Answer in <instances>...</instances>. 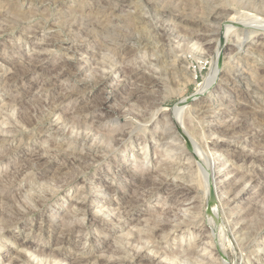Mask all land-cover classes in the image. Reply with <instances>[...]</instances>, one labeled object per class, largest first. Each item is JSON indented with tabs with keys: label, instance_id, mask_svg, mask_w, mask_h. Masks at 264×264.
I'll use <instances>...</instances> for the list:
<instances>
[{
	"label": "rangeland",
	"instance_id": "1",
	"mask_svg": "<svg viewBox=\"0 0 264 264\" xmlns=\"http://www.w3.org/2000/svg\"><path fill=\"white\" fill-rule=\"evenodd\" d=\"M162 9L168 10L163 16L160 14ZM141 11L142 14L147 13L144 15V20L135 18L136 13ZM215 11H221L218 17L213 14ZM182 15L196 17L197 20L201 19L200 21H209L218 32L215 33V37L205 36L206 42L201 44V49L197 50L196 46L190 50V45L188 43L186 45L185 36L186 32L192 30L187 29L184 24L177 23L178 16L182 17ZM162 19L168 20V24L173 29L174 36L171 37L170 43L162 40L164 30L157 24ZM233 23H239L237 26L239 28L243 25L242 28L247 29L248 32L257 33L243 35L246 36L244 37L246 40L244 39L240 49H237L234 42L242 38L241 35L238 36L237 27L234 28L237 30L233 35L231 32L234 30L226 34V36L231 35L230 40H224L225 28L231 27ZM153 27L155 30L151 31ZM183 28L186 30L183 31ZM176 35H181L179 38L181 40L175 39ZM60 39L66 40L64 43L67 46H73L72 49L69 47L70 51H66L64 56L52 47H45L43 42V40L54 42ZM178 41L180 47L175 45ZM262 46H264V0H0V80L12 72L18 75V78L7 84L0 81L2 83L0 84V117L3 120H0V186L9 189L0 200V208L19 207L26 202L34 210L33 215L29 214L21 219L5 235L0 236V264L2 261L5 264L9 258L11 264L36 263L37 259H34V256L31 257L27 251H20L25 247L28 251L32 248L33 251L42 248L46 258H50L54 253L63 259L70 258L71 264L78 262L76 260L78 256L94 257L86 264H96L94 263L96 257L125 259L126 264H149L148 261L139 263L137 259H130L134 248L141 249L151 256L156 254L152 264H177L180 261L178 259H182L183 256L185 258L187 256L188 260L192 257L194 264H264V183L255 188H252L251 184L247 185L240 194L241 201L233 205L225 207V201L232 198L240 187L237 190L234 188V192L232 191L229 196L223 197L217 208L221 216L220 226H224L218 227L219 224L211 222L209 217V202L205 193L207 178L203 170L205 163L201 161L203 159L205 162L203 157H206L207 163V148H209L219 152L222 155L220 159L229 156L235 168L246 172L256 180L264 181V163L254 157L255 155L264 157V141L256 137L264 133V56L261 52H257L258 47ZM220 54L222 58L217 65L215 82L202 92V87L208 84L216 57ZM151 58L156 60L158 70L154 72V77L158 78L160 83L155 88L144 89L139 86L141 90L137 88L141 93L147 90L146 92L151 96L154 94L159 98V102L157 106L147 111L145 118L141 120L138 113L141 110L142 98L129 97L131 88L125 83L122 73L135 69L143 63V67L149 68L146 72L151 73L153 71L149 65ZM61 60L70 63L73 72H76L75 68L81 67L80 72L74 73L72 79L58 78L56 73ZM99 61L105 63L101 62L102 66H100ZM160 70L165 72L160 73ZM103 73L108 77L102 81ZM191 77L194 79L190 81ZM183 102L186 106L181 111H184L180 113L181 116L179 114L175 118L174 115H170L176 130V138L186 144L178 129L179 124L181 128L189 129L192 138L199 137L201 131L209 135L201 142L202 145L206 144V148L205 146L202 148L197 146L182 128L195 149L192 150V158L181 159V164L178 163V166L180 164L187 167L181 172L185 177L183 176L180 181L184 185H189L190 182L195 184L198 193L194 201L190 200L191 196L183 201L179 197L169 195L167 191L156 192L150 197L147 189H137L138 191L133 194L137 204L128 208L130 221L123 224V220L116 217V211L121 209L122 202L131 197L128 189L136 177L135 171L152 173L154 165L163 160L152 153L157 149L158 141L156 138H150V132L154 130L153 126L156 122L171 114L174 106ZM230 104L241 114L248 113L244 123H239L238 111L235 110L234 113ZM190 109L197 112L196 115L192 114ZM112 112H115L113 117L116 120H104L105 115ZM223 112H225L223 118L226 119L221 116ZM24 116L32 119L29 127L22 119ZM232 121L238 123V130L232 136L219 138L217 129L223 127L222 124L226 125ZM56 123L58 127H63V134L62 131L58 133L55 130ZM15 125L22 130L14 140L9 139L11 135L9 133ZM123 125L125 126L122 127ZM192 125L195 128L190 127ZM121 127L130 136L121 140L118 145L107 146L105 138L102 137L110 130ZM85 133L100 135L102 139L96 142L98 150L88 155L90 161L79 160L78 163L68 167L66 172L76 176V181L61 187V184L50 175L65 162L73 160V157L79 159L80 155H86L85 143L81 140L75 142L76 135ZM196 138L194 140H199ZM251 139L254 141L252 147L248 142ZM243 141L248 145L245 151L251 148L252 150L247 152L252 154L241 153L242 149L238 148L235 152L232 150L233 145ZM50 143L59 145L57 150L60 152L54 153L53 148H49ZM143 146L145 147L142 148ZM34 152L43 156L47 153L44 157L51 159L36 167L23 164L25 156ZM203 152H206V155L202 157L200 155H203ZM164 160H168L167 162L172 165L177 163L175 158ZM20 165L23 169L14 176V168H19ZM130 169L135 170L134 173H131ZM96 184L97 187L100 186V191H96ZM103 185L105 187H102ZM85 195L87 198L98 197L101 202L96 200L95 203H88L86 217L84 212L78 215L74 213V221L82 223L75 224L80 226L84 233L74 232L65 238L56 230V226L60 224L58 217L73 214L72 211L75 212V209L71 206L72 202L75 200L80 202L86 197ZM34 198L44 200L43 205L35 207L32 202ZM158 207L177 208L178 217H181L177 220L181 230L179 229L176 234L161 235V245L154 249L150 246L151 242L156 240L149 234L154 226L150 220L148 221L150 216L140 217V213L145 210H148V214L156 212ZM55 210L57 215L50 222V211ZM138 216L139 221H137ZM136 228L142 232V241L133 240L132 235L129 234L130 231L135 232ZM200 231L203 237H207L204 241L210 248L203 253L201 251L203 248L198 245L197 240L200 234L196 235ZM88 232L92 236L84 238ZM144 242H149V246L142 248ZM218 242L221 245H218ZM213 248L218 249L217 255L212 254ZM223 253H226L227 257H224ZM175 258L178 259L173 262ZM206 258H209L210 262ZM202 259L206 260V263L202 262Z\"/></svg>",
	"mask_w": 264,
	"mask_h": 264
},
{
	"label": "bare ground",
	"instance_id": "2",
	"mask_svg": "<svg viewBox=\"0 0 264 264\" xmlns=\"http://www.w3.org/2000/svg\"><path fill=\"white\" fill-rule=\"evenodd\" d=\"M49 1V0H48ZM54 1V0H53ZM56 1V0H55ZM106 1V0H105ZM9 2V1H8ZM43 2V1H42ZM55 3V2H54ZM115 3V2H114ZM190 4V3H189ZM188 4V5H189ZM183 5V4H182ZM192 5V4H191ZM110 6V5H109ZM144 6V5H143ZM106 7V6H105ZM183 7V6H182ZM197 7V6H196ZM199 7V6H198ZM147 8V7H146ZM191 8H192V6H191ZM204 8V7H203ZM112 9V8H111ZM188 9V8H187ZM195 9V8H194ZM146 10V9H145ZM176 10V9H175ZM100 11V10H99ZM143 11V10H142ZM142 11L141 12H137L136 13V15H135V18H138L139 20H144V15H146V14H142ZM168 11V10H167ZM167 11L164 9H162L161 10V12H160V14L163 16L164 14H166L167 13ZM105 12V11H104ZM107 13V12H106ZM221 13V11H215L213 14L215 15V17L217 16H219V14ZM98 14V13H97ZM102 14V13H101ZM108 14V13H107ZM106 14V15H107ZM82 15V14H81ZM99 15H100V13H99ZM169 15V14H168ZM177 15V14H176ZM185 15V14H184ZM184 15H182V17H180V16H178V22L177 23H181V24H184L185 26H186V28L187 29H191L192 31L191 32H186L187 34H186V36H185V38H186V40H187V42H186V40L184 41V42H186V45H187V43H188V45H190L189 47H190V50L191 49H193V48H196V46H197V50H198V48H200L201 49V44L202 43H204V42H206V40H205V36H214L215 35V33H217L216 32V29H215V27L213 26V24L212 23H210L209 21L208 22H205V21H200V20H197L196 19V17L195 18H192V17H186V16H184ZM187 15V14H186ZM110 16V15H109ZM161 16V17H162ZM190 16V15H189ZM78 17V16H77ZM171 17V16H170ZM198 17V16H197ZM82 18V17H81ZM101 18H102V16H101ZM153 18V17H152ZM79 19V18H78ZM106 19V18H105ZM85 20V19H84ZM107 20V19H106ZM105 20V21H106ZM156 20V19H155ZM203 20V19H202ZM20 21V20H19ZM100 21V20H99ZM180 21V22H179ZM231 21H233V20H231ZM238 22H239V20H237ZM236 21V22H237ZM81 22V21H80ZM213 22V21H212ZM169 23V21L168 20H161V21H159L157 24L158 25H160V26H162L163 27V33H164V35H163V38L164 39H162V40H165V41H167L168 43H170V42H172L171 41V37H173L174 35H173V29L170 27V25L168 24ZM76 24V23H75ZM79 24V23H78ZM83 24V23H82ZM97 24V23H96ZM111 24V23H110ZM175 24V23H174ZM234 24V23H233ZM237 24V25H236ZM236 24H234V25H231V27H229V28H225V36H224V40H227V39H229L230 40V36H226V34L227 33H229V31L230 30H234V31H232L231 32V34L233 35V33H235V31L237 30H235L234 28H236L237 26H238V24L239 23H236ZM247 24V23H246ZM111 25H113V24H111ZM245 25V24H244ZM14 26V25H13ZM103 26V25H102ZM115 26V25H114ZM159 27V26H158ZM242 27H243V25H242ZM242 27H237L238 28V31H239V34H238V36L239 35H241L240 37H242V38H239V39H237L236 41H234L235 42V46H237V49H240L241 48V46H242V44H243V41H244V37H246V36H244L243 37V35H247V34H252V33H256V32H254V31H251V32H248L247 31V29H244V28H242ZM104 28V27H103ZM106 28V27H105ZM185 28V27H184ZM183 28V31L184 30H186V29H184ZM224 29V28H223ZM79 30V29H78ZM109 30H111V29H109ZM151 31H153V30H155V28L153 27L152 29H150ZM149 30V31H150ZM253 30V29H252ZM35 31V30H34ZM114 31V30H113ZM182 31V30H181ZM42 32V31H41ZM112 32V31H111ZM194 32H196V33H194ZM221 32V31H220ZM219 32V33H220ZM246 32H248V33H246ZM105 33V32H104ZM109 32H107V34H108ZM148 33V32H147ZM157 33V32H156ZM224 33V32H223ZM261 33V32H260ZM121 34V33H120ZM123 34V33H122ZM151 34V33H150ZM161 34V33H160ZM159 34V35H160ZM257 34V33H256ZM259 34V33H258ZM125 35V34H124ZM152 35V34H151ZM184 35H185V33H184ZM83 36V35H82ZM221 36V35H220ZM237 36V37H238ZM121 37V36H120ZM181 37V35L179 36V35H176V37H175V39H179ZM215 37V36H214ZM55 38V37H54ZM223 38V37H222ZM156 39V38H155ZM184 39V38H183ZM253 39V38H252ZM87 40V39H86ZM122 40V39H121ZM158 40H160V39H158ZM179 40H181V39H179ZM246 40V39H245ZM66 40H55L54 42H48V41H46V40H43V42H44V45H45V47L47 46V47H52V49L53 50H56L57 52H59L60 54H64L66 51H68L69 50V47H71L70 45L69 46H67L64 42H65ZM40 42H42V41H40ZM112 42V41H111ZM166 42V43H167ZM101 43V42H100ZM114 43V42H113ZM179 43V41L177 42V44L175 43V45H180V44H178ZM223 43V42H222ZM163 44V43H162ZM66 45V46H65ZM222 45V44H221ZM118 46V45H117ZM183 46V45H182ZM260 46V45H259ZM175 47V46H174ZM178 47H180V46H178ZM177 47V48H178ZM189 47H188V50H189ZM208 47H210V46H208ZM73 48V46L71 47V49ZM78 48V47H77ZM77 48H75V49H77ZM183 48H184V46H183ZM182 49V48H181ZM180 49V50H181ZM195 49V50H196ZM253 49V48H252ZM47 50V49H46ZM74 50V49H73ZM80 50V49H79ZM184 50V49H183ZM182 50V51H183ZM204 50V49H203ZM256 50V49H255ZM70 51V50H69ZM100 51V50H99ZM257 51V50H256ZM76 52V51H75ZM75 52H73L74 54H75ZM180 53H181V51H179ZM219 52V51H218ZM257 52H261L262 54H263V56H264V46H262L261 48H259L258 47V51ZM174 53V52H173ZM172 55H174V54H172ZM61 56V55H60ZM64 56V55H63ZM72 56H73V54H72ZM100 56H101V54H100ZM100 56H99V58H100ZM144 56V55H143ZM225 56V55H224ZM223 56V57H224ZM103 57V56H102ZM152 57V56H151ZM107 59H108V57H106ZM153 58V57H152ZM149 59V61H150V63H149V65H150V68H151V73L150 72H146V71H149V68L148 69H146L145 67H143L144 65V63L143 64H139V66L138 67H136L135 69H132V70H130V71H127V72H125L124 74L122 73V77L124 78V81H125V83H128V85L130 86V88H131V94H130V96L129 97H140V98H142L141 99V110H140V112L138 113V115L140 116V119L142 120V119H144L145 118V115H146V113H147V111H149L151 108L153 109V107H155V106H157L156 104L159 102V98L157 97V96H155L154 94H152V96L150 95V93H148V92H143V93H141V91L139 92L138 91V88L140 87H142V88H155L157 85H158V83H160L159 82V80H158V78H156V77H154L155 75H154V72L156 71V70H158V68L156 69V64H155V62H156V60H153V59ZM222 57H221V54L219 55V56H217L216 57V60H215V64H214V67L212 68V71H211V78L209 77V80H208V84H207V86H205V87H202V92L203 91H205L206 89H208L210 86H212L213 84H214V82H215V79H216V72H217V68H218V64H219V60L221 59ZM98 59V58H97ZM106 59V60H107ZM63 60V59H62ZM61 60V64L59 65V69H58V72L56 73V75H57V77L58 78H68V79H70L71 77H73V75H74V73H76V72H80V69H81V67L79 68H75V70H76V72H73L72 70H71V68L73 69V67L71 66V64L69 65L68 63H67V58H66V60L65 61H62ZM98 60H100V59H98ZM103 60V59H102ZM105 60V59H104ZM105 60V61H106ZM69 61V60H68ZM110 61V60H109ZM30 62V61H29ZM100 62V61H99ZM99 62H97V63H99ZM102 62V61H101ZM100 62V63H101ZM221 62V61H220ZM103 63V62H102ZM102 63H101V65L100 66H102ZM105 63V62H104ZM103 63V64H104ZM110 63V62H109ZM111 64H112V61H111ZM98 65V64H97ZM113 66V65H112ZM134 66H135V64H134ZM160 66V65H159ZM18 67V66H17ZM103 67H105L104 65H103ZM108 67V66H107ZM24 68V67H23ZM30 68V67H29ZM110 68V67H109ZM9 69V68H8ZM74 70V71H75ZM125 70V69H124ZM123 70V71H124ZM97 71H99V70H97ZM26 72V71H25ZM51 72V71H50ZM160 73L162 72V73H164L165 71H163V70H160L159 71ZM23 73V72H22ZM21 74V73H20ZM52 74V73H51ZM23 75V74H22ZM162 75V74H161ZM213 75V76H212ZM108 77V75L106 74V73H103L102 74V81L103 80H105L106 78ZM16 78H18V75H17V73H15V72H12V73H10L9 75H6V76H4V78L3 79H1L2 80V82L3 83H9L10 81H13V80H15ZM57 79V78H56ZM72 79V78H71ZM194 79V77H191V79H190V81L191 80H193ZM0 80V81H1ZM165 80V79H164ZM41 82V81H40ZM0 84H2V83H0ZM133 86L134 87H136L135 89L133 88ZM139 86V87H138ZM18 87V86H17ZM138 87V88H137ZM167 87V86H166ZM139 88V90H141ZM159 91V90H158ZM29 92V91H28ZM64 92V91H63ZM70 92V91H69ZM130 93V92H129ZM154 95V96H153ZM55 97V96H54ZM134 99V98H133ZM24 100V99H23ZM25 101V100H24ZM52 101V100H51ZM21 103V102H20ZM189 103V102H188ZM186 106V103L185 102H183V103H179V104H177V105H175L174 106V108L171 110V114H167L166 116H165V118L164 119H161L159 122H156L155 124H154V126H153V131H151L150 132V138H156V141H158V147H157V149H155V151H153L152 153H154V156L155 157H161L163 160H160V161H158L155 165H154V168H152V173L150 172L149 174H147V173H144V172H141V171H135V170H133V169H130V172L131 173H134V171L136 172V174H135V178H134V181H133V183H132V185H130L129 186V189H128V191L130 192V195H131V197H129V199H127V200H125L124 202H122V204H121V209L120 210H112L113 212H117L116 213V217L119 219V220H123V224H125L126 222H128V221H130L129 219H130V214H129V211H128V208L130 209V207H133L135 204H137L136 203V199H135V197H134V195L133 194H135V192H136V190L137 189H141V188H143V189H147V191H148V196H152V195H154L156 192H159V191H167L168 192V194L169 195H172V196H176L177 198L179 197V198H181V199H183V201L184 200H187V198L189 197V196H191V198H190V200L192 199L193 201H194V197H195V195H197V193H198V189H197V187H195L196 185L195 184H193V183H189V185H184L181 181H180V179H183V176L185 177V175L184 174H181V172L183 171H185L186 170V168L187 167H185V166H180V162H181V159H186V160H188V159H190V158H192V150H193V148L195 149V146H192V144H191V142H190V140L187 138L188 136L189 137H191V140L194 142H196V145L197 146H200V147H202L203 148V146H205V145H202L203 143H201V142H203L205 139H207L208 137H209V135H207L204 131H199L200 132V135H199V137H197V138H199V140H194V138H196V137H194L193 136V138H192V136L191 135H189V129H187V128H184V127H182V128H184L185 130H186V132H187V135L188 136H186V134L182 131V128L180 127V124L178 125V129L180 130V132H181V134H182V136H183V140L185 141V143L186 144H183V142L181 141V139H179V138H176V136H175V134H176V130H175V127H174V125H173V123H172V120H171V116L172 115H174L175 116V118L180 114V113H183V112H181L183 109H184V107ZM227 106V105H226ZM79 107V106H78ZM225 107V106H224ZM229 107V106H228ZM228 107H226V109L228 108ZM230 107H233V105H231L230 104ZM155 109V108H154ZM230 109V108H229ZM3 110V109H2ZM40 110V109H39ZM185 110H187L186 108H185ZM191 110V109H190ZM189 110V111H190ZM223 110V109H222ZM222 110H220V111H222ZM233 112L235 113V110H237V109H234V107H233ZM5 111V110H4ZM13 111V110H12ZM25 111V110H24ZM188 111V112H189ZM229 111V110H228ZM238 111V110H237ZM241 111V110H240ZM34 112V111H33ZM79 112V111H78ZM190 112H192V114L193 113H195V115H196V113L197 112H194L193 110H191ZM232 112V111H231ZM242 112H244V111H242ZM1 113V112H0ZM77 113V112H76ZM28 114V113H27ZM32 114H34V113H32ZM225 114V112H223L222 114H221V116H222V118H223V115ZM228 114V113H227ZM232 114V113H231ZM238 115L237 116H239L240 118H239V123H244L245 121H246V119H247V114L246 113H243V114H241L239 111H238V113H237ZM28 115H30V114H28ZM115 115V112H112V113H110V114H107V115H105V119L104 118H102V119H104V120H114L115 118L113 117ZM171 115V116H170ZM183 115V114H182ZM251 115V114H250ZM1 116V115H0ZM3 116V115H2ZM31 116V115H30ZM34 116V115H33ZM180 116H181V114H180ZM236 116V115H235ZM35 117V116H34ZM116 117V116H115ZM225 117V116H224ZM1 118V117H0ZM186 118V117H185ZM218 118H219V116H218ZM23 121L25 122V125L27 126V127H29V125H31V123H32V119H31V117H29V116H24L23 118ZM97 119V118H96ZM178 119H180V118H178ZM178 119H175L177 122L179 121ZM199 119V118H198ZM223 119H226V118H223ZM227 119H228V116H227ZM235 119H237V118H235ZM0 120H2V118L0 119ZM5 120V119H4ZM33 120H35V119H33ZM116 120V119H115ZM181 120V119H180ZM184 120V119H183ZM187 120V119H186ZM185 120V121H186ZM189 120V119H188ZM191 120V119H190ZM189 120V121H190ZM3 121V120H2ZM15 121V120H14ZM36 121V120H35ZM201 121V119L199 120V122ZM223 122H224V120H222ZM228 121V120H227ZM34 122V121H33ZM181 122H182V120H181ZM184 122V121H183ZM199 122H197V123H199ZM226 122V121H225ZM184 123H188V122H184ZM7 124V123H6ZM35 124V123H34ZM178 124V123H177ZM183 124V123H182ZM181 124V125H182ZM189 124H190V122H189ZM188 124V125H189ZM193 124V123H192ZM200 124H201V122H200ZM119 125V124H118ZM185 126H186V124H184ZM183 125V126H184ZM240 125V124H239ZM125 125H123L122 127H124ZM197 126H199V125H197ZM217 126V125H216ZM222 126L223 127H219L218 129H217V135L219 136V138L220 137H222L221 139H223V137L224 138H226V137H228V136H232V134H234V132L236 131V130H238L237 129V126H238V123L237 122H230V123H226V125H223L222 124ZM4 127V126H3ZM122 127L121 128H119V129H117V130H113V131H109V132H107V134L106 135H104L102 138H105L104 140H106V145L107 146H115V145H118V143L121 141V140H124L126 137H128V136H130V134L129 133H127V131H125V130H123L122 129ZM187 127H189V126H187ZM190 127H193V128H195L193 125L192 126H190ZM189 127V128H190ZM25 128V127H24ZM54 128V127H53ZM63 127L62 126H59L58 127V123H56V126H55V130L58 132V131H62V133L61 134H63V129H62ZM241 128V127H240ZM140 129H141V127H140ZM191 129V128H190ZM264 129V128H263ZM22 130V129H21ZM19 128H17V126L15 125V126H12V130L10 131V133L9 134H11L10 136H9V139H13L14 140V138L18 135V133L21 131ZM86 130V129H85ZM85 130H83V133H84V131ZM194 130V129H193ZM193 130H192V132H193ZM56 131H55V133H56ZM4 132V131H3ZM6 132V131H5ZM174 132V133H173ZM212 132V131H211ZM59 133V132H58ZM80 133V132H79ZM191 133V132H190ZM5 134V133H4ZM8 134V135H9ZM192 134V133H191ZM213 134V133H212ZM215 134V133H214ZM260 134V133H259ZM8 135H7V137H8ZM177 135V134H176ZM196 135V134H195ZM258 135V134H257ZM217 136V137H218ZM179 137V136H178ZM257 137V139L259 140H263L264 141V133L263 134H261L259 137L258 136H256ZM101 137H100V135L99 134H97V133H95V134H89V133H85V134H78V135H76L75 136V142H77V140H81L82 142H84L85 143V146H84V148H85V150H84V152L86 153V155H80L81 156V158H79V159H75V157H73L72 159L73 160H71V161H68V162H65L64 164H63V166H59L58 168H57V170L56 171H54V173H51L52 175H50V176H53L52 178H54V179H56V181L58 182V183H60L61 185V187L63 186H67V185H70V184H72V183H75V181H76V176H74V175H70L69 173H67L66 172V169L68 168V167H70V166H73L74 164H76V163H78L79 162V160L81 161V160H88V161H90L91 159L89 158V154H91V153H94L95 152V150H98L97 148H98V146L96 145V142H97V140L98 139H102ZM182 138V137H181ZM196 138V139H197ZM241 138V137H240ZM228 139V138H227ZM226 139V140H227ZM229 140V139H228ZM169 141V142H168ZM90 142V145H88V143ZM248 142H250V147H252L253 146V144H254V141H253V139H251L250 141H248ZM249 144V143H248ZM252 144V145H251ZM105 145V146H106ZM147 145V144H146ZM145 145V146H146ZM149 145V144H148ZM155 145V144H154ZM157 145V144H156ZM188 145V146H187ZM235 145H237L236 147H235ZM235 145H233V147H232V145H230V147H232V150L235 152V149H242V150H240L241 151V153H246V154H252V153H249L252 149L251 148H249L248 150H246L245 151V149L246 148H248V145L246 144V141H243L242 143L240 142V143H237V144H235ZM257 145V144H256ZM258 145H260V144H258ZM49 148H53V150H54V153H59L60 151H58L57 149L60 147L59 145H57V144H52V143H50L49 144ZM106 146V147H107ZM145 146H143L142 148H144ZM240 146H242V148L240 147ZM164 147H165V150H164ZM48 148V149H49ZM204 148H206V146L204 147ZM42 149H44V148H42ZM201 149V148H200ZM199 149V151H201ZM208 149V153H207V163H206V157H203L204 155H206V152L203 154V155H200V156H202L203 158H205V162L203 161V159L201 160L202 161V163H205L204 164V166H203V170H204V173H206V178H207V180H206V186H205V188H206V197H207V200H208V202H209V217H210V220H211V222H213L214 224L215 223H217V224H219V226L218 227H221L220 226V220H221V216H220V213H219V208H217V206H218V203L220 204V201L223 199V197H227V196H229L230 194H231V192L233 191V189L234 188H236V190H237V188L239 189V187H240V190H238V191H236V193L234 194V196L232 197V198H230V197H228V198H230L229 200H227V201H225L226 203H225V207L226 206H230V205H233V204H235V203H238L239 201H241V199H242V197H240V194L242 193V192H244V189L247 187V185H249V184H251V187L252 188H255V187H260L261 185H263V183H264V181H263V179H258V180H256L254 177H252V176H250L249 174H247L246 172H242L240 169H237V168H235L234 166H233V164H231V160H230V157L228 156H226L224 159H220L221 158V154L219 153V152H217V151H214V150H210L209 148H207ZM237 149V150H238ZM51 150V149H50ZM52 150V151H53ZM142 150V149H141ZM197 150V149H196ZM195 150V151H196ZM47 151H49V150H47ZM247 151H249V152H247ZM258 151V150H257ZM46 152V151H45ZM70 152V151H69ZM75 152V151H74ZM31 153V152H30ZM196 153V152H195ZM201 154H202V152H200ZM199 153V154H200ZM240 153V152H239ZM238 153V154H239ZM261 153V152H260ZM44 154V153H43ZM47 153H45V155H46ZM197 155H198V153H196ZM44 155V156H45ZM93 155V154H92ZM174 155V156H173ZM42 154H38V153H36V152H34V153H32V154H28L27 156H25V158H24V160H22V162H23V164H28V165H30V166H34V167H36V166H41L43 163H45V161H47V160H49V159H51L49 156V159L47 158H45ZM173 156V157H172ZM55 157V156H54ZM169 157V158H168ZM198 157H199V155H198ZM197 156H196V158H198ZM201 157V158H202ZM239 157V156H238ZM254 157H256V159L257 160H259V161H262L263 163H264V157L263 156H259V155H255ZM170 159V158H175V161H177V163H175L176 165H172V163H168L167 161L168 160H164V159ZM200 158V159H201ZM23 159V158H22ZM96 159V158H95ZM157 160V159H156ZM178 163H180L179 164V166H178ZM189 163V162H188ZM21 164V163H20ZM196 164V163H195ZM188 165V164H187ZM82 166V165H81ZM84 166V165H83ZM189 166V165H188ZM21 167H23V166H21L20 165V167L19 168H14V176H15V173H17L18 171H20L21 169H23V168H21ZM85 167V166H84ZM190 167V166H189ZM193 167V166H192ZM234 167V168H233ZM74 168V167H73ZM69 171V170H68ZM193 172V171H192ZM11 173V172H10ZM44 174V173H43ZM189 175V174H188ZM231 175H233L231 178H230V176ZM46 176V175H45ZM68 176V177H67ZM8 177V176H7ZM7 177H5V178H7ZM47 177V176H46ZM17 179V178H16ZM185 179V178H184ZM11 180V179H10ZM186 180V179H185ZM7 181V180H6ZM40 181V180H39ZM122 181V180H121ZM4 182V181H3ZM56 182V183H57ZM246 182V183H245ZM41 183V182H40ZM57 183V184H58ZM98 184V183H97ZM97 184H96V191H100V186H98L97 187ZM59 185V184H58ZM94 185V184H93ZM105 186H106V188H107V185L106 184H104ZM102 186V187H105V186ZM229 185H232L231 187L229 186ZM53 186V185H52ZM230 188H229V187ZM94 187H95V185H94ZM48 188V187H47ZM60 188V187H59ZM58 189V188H57ZM142 189V190H143ZM248 189H249V187H248ZM53 190V189H52ZM8 191H9V189L6 187V188H3V187H1L0 186V200H2V198H3V196L6 194V193H8ZM45 191V190H44ZM138 191V190H137ZM234 192V191H233ZM142 193V192H141ZM140 194V193H139ZM49 195H50V193H49ZM262 195V194H261ZM260 195V196H261ZM86 197H84L80 202H76V200L74 201V202H72V207H73V209H75V212H74V210L72 211L73 212V214H66V215H64V216H62V217H58L59 218V222H60V224L58 225V226H56V230L59 232V234H61L63 237H65V238H68L69 237V235H71V234H73L74 232L75 233H78V234H80V233H84V232H82V230H81V227L79 226H76V224L75 223H78V225H80V224H82L81 222H75L74 221V216L75 215H78L79 213H81V212H84V217H86V208H87V204L88 203H95V201L96 200H98L99 202H101L99 199H97L98 197H96V198H92V197H90V198H87V195H85ZM31 197V196H30ZM43 197V196H42ZM78 197V196H77ZM143 197V196H142ZM238 197H240L239 199H237ZM130 198H131V200H130ZM145 198V197H144ZM78 199V198H77ZM32 200H34V201H32L33 202V205H35V207H40V206H42L43 205V203H44V200H42V199H39V198H34V199H32ZM138 200V199H137ZM141 200V199H140ZM143 200V199H142ZM138 202V201H137ZM190 202V201H189ZM197 202V201H196ZM178 203V202H177ZM32 204V203H31ZM191 204H193V202L191 203ZM190 204V205H191ZM197 205V204H196ZM195 205V206H196ZM195 206H193L194 208H195ZM34 207V206H33ZM103 207V206H102ZM192 207V208H193ZM159 209H158V211H156V212H151V213H149L148 214V210H145L143 213H140L141 215H140V217L141 216H150V218H152V219H148V221L150 220L151 221V224L154 226L153 228H149L150 229V231H149V234H150V236L153 238V239H155L156 241H154V242H151L152 243V245L150 246L151 248H154V249H157L160 245H161V235L163 236V235H165V234H169V233H173V234H176L178 231H179V229H180V226H179V224H178V219L180 220L181 219V217L179 218L178 217V214H177V212H178V209L177 208H173V207H167V208H163V207H158ZM190 208V207H189ZM222 208H224V207H222ZM263 208V207H262ZM1 209V208H0ZM105 209V208H104ZM109 209V208H108ZM67 210V209H66ZM180 210H182V209H180ZM189 210V209H188ZM190 210H191V208H190ZM264 210V209H263ZM101 211V210H100ZM111 211V212H112ZM34 212V210L32 209V206L31 205H29L28 203H26V202H24V203H22V205H20L19 207L17 206V207H13V208H7V207H4L3 209H1L0 210V236H3V235H5L8 231H9V229L15 224V223H17L18 221H20L21 219H23V218H26L29 214H32ZM180 212V211H179ZM232 212V211H231ZM260 212H262V211H260ZM50 215H51V217L49 218L50 219V222H52L53 221V219H54V217L57 215V210H55V211H50ZM74 213H75V215H74ZM181 213V212H180ZM189 213V212H188ZM264 213V212H263ZM105 214H107V213H104V215ZM232 214H234V213H232ZM245 214V213H244ZM33 215V214H32ZM108 215H110V214H108ZM195 216V215H194ZM198 216V215H197ZM91 218H92V216H90ZM140 217L138 216L137 217V221H139L138 219H140ZM239 217V216H238ZM56 219V218H55ZM142 220V219H141ZM209 220V219H208ZM143 221V220H142ZM175 221H177L176 223L178 224H175ZM80 223V224H79ZM187 223V222H186ZM188 223H189V221H188ZM210 224V223H209ZM134 225V224H133ZM211 225H212V223H211ZM210 225V226H211ZM224 226V225H223ZM222 226V227H223ZM221 227V228H222ZM234 227V226H233ZM137 229V228H136ZM225 229V228H224ZM230 229L232 230V227L230 226ZM181 230V229H180ZM76 231H78V232H76ZM206 231V230H205ZM201 232L202 231H200L199 233H197L196 235H198V234H200V236H198V245L201 247L202 246V248H203V250H201L202 251V253H203V251L205 252H207L208 250L207 249H210L209 247H207V245H206V242L204 241L205 240V238H207V237H203L202 235H203V233H202V235H201ZM223 232V231H222ZM142 232H140V229H137L135 232H131L130 231V236L131 237H133V240L134 239H136L137 241H142L141 240V237H143L142 236V234H141ZM224 233V232H223ZM227 233V232H226ZM91 237L92 236V234H90L89 232H88V234L87 235H85V237L84 238H86V237ZM189 236V235H188ZM235 236V235H234ZM60 237V236H59ZM240 237V236H239ZM243 236H241V238H242ZM209 238V237H208ZM60 239H61V237H60ZM147 239V238H146ZM196 239V238H195ZM217 239V238H216ZM224 239V238H223ZM239 239V238H238ZM151 240V239H150ZM218 240H221V239H219L218 238ZM211 242H213V241H211ZM149 242H147V243H143L144 245H143V247L142 248H145V247H148L149 246V244H148ZM208 243V242H207ZM214 243V242H213ZM213 243H210V244H213ZM117 244V243H116ZM142 244V243H141ZM193 244V243H192ZM191 244V245H192ZM218 245H221V243L220 242H218L217 243ZM196 246H197V244H195ZM215 245H216V243H215ZM29 246V245H28ZM137 246H138V244H137ZM209 246V245H208ZM21 247H23V246H21ZM112 247V246H111ZM140 247V246H139ZM193 247V246H192ZM212 247H214V245L212 246ZM216 247H217V245H216ZM252 247V246H251ZM31 248V247H30ZM260 248V247H259ZM33 249V248H32ZM29 250L28 251V248H22L20 251H27V253H30V255H31V257L32 256H34V259H37V261H36V263H32V262H30L29 264H71V259L69 258V259H63V257L61 258V256L59 257L60 259H58V257H57V255H55V253L50 257V258H46L47 256H45V255H43V252H44V250L42 249V248H39L37 251H33V250ZM34 249H36V247L34 248ZM115 249V248H114ZM150 248H148V250H149ZM214 250H212V254H216L217 255V250L218 249H216L215 250V248H213ZM132 250H133V248H132ZM192 249H190V251H191ZM226 250V249H225ZM189 251V250H188ZM211 251V250H210ZM217 251V252H216ZM114 252H116V249H115V251ZM117 252H120V251H117ZM122 252V251H121ZM158 252V251H157ZM222 252H223V250H222ZM26 253V252H25ZM130 253H132V252H130ZM220 253V252H219ZM116 254V253H115ZM191 254H193V253H191ZM196 254V253H195ZM211 254V255H212ZM224 254V257H227L225 254L226 253H223ZM82 255H84V254H82ZM110 255V254H109ZM120 255V254H119ZM154 255H156V254H154ZM154 255H150L149 253H145V252H143V251H141V249L140 250H138V249H135L134 248V250H133V253H132V256H131V260L132 259H137L138 261H139V263L140 262H146V261H148L149 262V264H152V262H153V260H154ZM186 255V254H185ZM188 255V254H187ZM194 255V254H193ZM204 255H205V253H204ZM113 256V255H112ZM195 256V255H194ZM193 256V257H194ZM17 257V256H16ZM175 257V256H174ZM189 257V256H188ZM202 257V256H201ZM204 257V256H203ZM207 257V256H206ZM215 257V256H214ZM217 257V256H216ZM75 258V257H74ZM120 258V257H119ZM182 259H178V258H175V259H173V262H174V260H175V262H176V259H178V260H180L177 264H194L193 262H194V260H193V262H192V257L188 260V258H187V256H186V258H185V256H183V257H181ZM185 258V259H184ZM200 258V257H199ZM205 258V257H204ZM209 258H211V257H209ZM209 258L207 259L208 261H209ZM10 259V258H9ZM9 259H7V261L5 262V264L7 263V264H11V262H10V260ZM13 259V258H12ZM11 259V260H12ZM58 259V260H57ZM92 259H94V257H91V256H88V257H85V256H82V257H79L78 256V258H76V260L78 261L76 264H86V263H89ZM121 259H124V258H121ZM212 259V258H211ZM24 260V259H23ZM52 260V261H51ZM213 260V259H212ZM58 261V262H57ZM74 262H75V259L73 260ZM202 262H204L205 261V263H206V260H204V259H202L201 260ZM228 261V260H227ZM197 261L195 260V263H196ZM210 262V261H209ZM73 263V262H72ZM94 263H96V264H126L127 263V261H125V259L124 260H120V259H110V258H108V259H104V258H102V257H96L95 258V262ZM199 263H201V262H199ZM1 264H4V261H2L1 262ZM172 264V263H171ZM203 264V263H202ZM209 264H213V263H209Z\"/></svg>",
	"mask_w": 264,
	"mask_h": 264
}]
</instances>
